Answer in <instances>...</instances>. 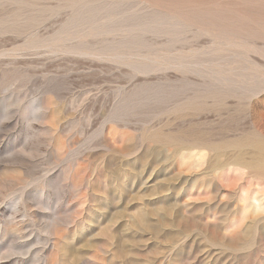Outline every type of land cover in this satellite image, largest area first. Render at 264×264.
Segmentation results:
<instances>
[{"label": "rangeland", "instance_id": "1", "mask_svg": "<svg viewBox=\"0 0 264 264\" xmlns=\"http://www.w3.org/2000/svg\"><path fill=\"white\" fill-rule=\"evenodd\" d=\"M262 141L264 0H0V264H264Z\"/></svg>", "mask_w": 264, "mask_h": 264}, {"label": "bare ground", "instance_id": "2", "mask_svg": "<svg viewBox=\"0 0 264 264\" xmlns=\"http://www.w3.org/2000/svg\"><path fill=\"white\" fill-rule=\"evenodd\" d=\"M196 131H197V130H196ZM185 135H186V134H185ZM195 135H196V134H195ZM181 136H182V135H181ZM158 137H160V136H158ZM166 137H167V136H166ZM174 137H175V136H174ZM186 137H187V136H185V138H186ZM188 137H189V135H188ZM160 138H161V140H162V137H160ZM168 138H169V137H168ZM176 138H178V137H176ZM176 138H175V139H176ZM192 138H193V136H192ZM169 139H170V138H169ZM178 139H179V138H178ZM178 139H177V142H178V141H181V140H178ZM182 139H183V138H182ZM188 139H189V138H188ZM190 139H191V136H190ZM190 139H189V140H190ZM196 140H197V142H198V139H196ZM164 141H165V140H164ZM166 141H167V140H166ZM169 141H170V143L173 142L172 140H169ZM171 141H172V142H171ZM175 141H176V140H175ZM175 141H174V142H175ZM184 141H186V140H184ZM184 141H182V142H184ZM187 141H188V140H187ZM192 141H193V140H191L190 142H192ZM201 141H202V140H201ZM182 142H181V145L184 144V143H182ZM262 142H263V141H262ZM192 143H194V141H193ZM195 143H196V142H195ZM257 143H258V141H257ZM263 143H264V142H263ZM187 144H188V143H186V145H187ZM190 144H191V143H190ZM197 144H198V143H197ZM200 144H201V142H200ZM209 144H210V143H209ZM193 145H196V144H193ZM207 145H208V144H207ZM197 146H198V145H196V147H197ZM193 147H194V146H193ZM252 147H253V146H252ZM191 148H192V147H191ZM191 148H190V149H191ZM194 148H195V147H194ZM210 148H213V147H210ZM250 148H251V147H250ZM250 148H249V150H250ZM215 149H216V148H215ZM254 149H255V148H254ZM194 150H195V149H194ZM240 150H242V149H240ZM247 150H248V149H247ZM259 150H260V156H259L260 159L258 160V166H257V167L260 168V169H263V170H264V145L261 146V147H259ZM201 151H202V150H200V152H201ZM251 153H252V152H251ZM237 159H238V158H237ZM253 159H254V158H253ZM256 161H257V160H256ZM234 162H235V161H233V163H234ZM256 163H257V162H256ZM260 169H259V170H260ZM260 176H261V174H260ZM262 176H263V175H262ZM260 178H262V177H260ZM256 192H257V191H256ZM258 193H259V192H258ZM258 193H257V194H258ZM250 195H251V194H250ZM261 196H262V195H261ZM252 197H253V196H252ZM242 198H243V197H242ZM253 199H254V201L256 202V206H255V208H254V207H253V208H254V209H256V208L258 209L259 207H261L260 204L257 202L256 198L253 197ZM242 200H243V199H242ZM242 200H241V201H242ZM243 201H244V200H243ZM245 202H247V201L245 200ZM245 202H244V203H245ZM247 204H248V203H247ZM248 205H249V204H248ZM248 205H247V206H248ZM243 207H244V206H243ZM250 207H251V206H250ZM245 209H246V208H245ZM245 209H244V210H245ZM249 232H250V231H249ZM249 232H248V234H249Z\"/></svg>", "mask_w": 264, "mask_h": 264}]
</instances>
